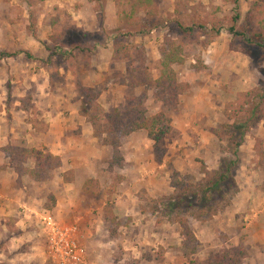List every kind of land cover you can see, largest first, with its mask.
<instances>
[{
  "label": "crops",
  "instance_id": "1",
  "mask_svg": "<svg viewBox=\"0 0 264 264\" xmlns=\"http://www.w3.org/2000/svg\"><path fill=\"white\" fill-rule=\"evenodd\" d=\"M120 1L124 0H45L42 5L39 4L41 7L38 5L33 10V16L30 14L28 4L23 2L21 14L24 26L17 25V27L15 25L8 26L5 30L0 29V49L19 52L17 56L3 59L0 62V244L6 245V248L0 249V264H22L18 262L22 260L24 264H30V262L26 263L27 259L33 258L35 261L34 257L36 256L39 257V261L43 260L45 263L46 250H48L45 243L42 244V252L40 247H36L35 244L32 246L35 251L30 253L23 254L15 249V246L20 245L18 242L22 239L26 240L27 237L25 234L26 223L18 214L19 206L22 203L26 204V201L29 202L27 203L29 205L30 201L35 199L38 204H41L44 199V197L39 198L40 194L38 198L29 196L30 192L32 194L40 190L42 185L27 175H20L3 150L11 142L18 140H24L29 146L44 148L61 158L62 166L53 171L52 179L46 183L52 186L51 191L56 197L57 205L52 210L62 221L72 219V217H76L75 221H80L79 233L81 235L79 237L81 236L80 238L87 244V264H130L131 262L128 260L131 259V253H126L129 259L127 256L117 255L118 257H115L117 249H120L122 242L125 241L130 247L124 249H132L136 256L135 259H140L143 255V249H138V244L146 247L151 245V250L154 249L152 250L154 253L157 252L159 246L166 250L164 264H188L187 259L179 251L183 237L179 233V243L176 244V237L172 233L173 229H177V227L170 224L157 225L156 216L149 214L145 206L140 207L139 204H142V201L134 199V202H138V207L133 205L135 210L129 211L130 207L125 203L132 200L127 197L131 191L124 192L125 198L117 195L115 202L112 203L114 214L117 221H120L122 216L132 217L128 226L139 227L140 231L144 232L143 240L137 239L134 235H128L130 232L129 230L123 231V225L119 232L125 236L120 235L119 238L112 236L104 219V210L106 211V207L109 205L107 191L104 189V179L109 178L112 182L111 178L116 177L113 174L117 167L122 172L120 178H125V180H130V176H135L130 174L133 171L139 173L136 178L139 183H143L146 176L150 175L153 184L161 183L162 180L165 183V177L157 172L160 166L155 164L154 155L147 151L149 146H146V152H144L140 143L135 144L137 146L135 152L130 156L123 152L125 159L123 167L115 166L111 171L108 168L110 157H106L104 146L94 135L92 124L82 114L83 97L78 90L79 85L82 88L100 89L98 101L107 110L124 104L128 97L137 96L140 91L144 92L143 86H132L131 80L127 78L129 71L127 61L124 60V63L121 64L120 57L115 56L116 46L113 35L116 29L125 24L119 16V11L122 9V5L118 6ZM164 2L167 3V8H164L165 3L161 2V20H168L176 11L175 0H165ZM54 19L55 27L53 26ZM30 22L33 23L31 27L27 25ZM168 28L161 27L150 36H136L135 38H140L142 42L150 40L151 42L144 43V46L157 51L161 44L158 45L154 41L155 36L163 40L161 35ZM54 35H57V43L52 40ZM231 37L228 32L223 31L204 50L206 64L212 67L209 75L217 80H213V82H218L219 87L226 86V90L239 84L240 79H243L248 71L250 63L246 55L231 49ZM130 42L131 40L127 39L124 41L128 48H132ZM63 48L73 51V56L70 60H64L60 65L57 64L55 70L58 74L52 80L47 69L50 64V54L60 52ZM127 57V60H130V54ZM160 58L159 53L157 59ZM204 72L195 73L187 70L183 73L184 81L198 84L202 78L200 75L205 74ZM118 76L121 77V82H119ZM124 79L126 80L124 81ZM8 83L12 84L11 91L8 89ZM199 90L204 89L200 88ZM196 97L198 99L192 102L193 105L187 102L181 111L185 115L184 121L188 116L187 122L176 124L175 121L174 131L192 129L196 124L193 120L194 113L199 115L198 109H202V107L205 109L204 111L207 108L210 109L212 98L206 90L200 91ZM30 98H32L30 105L34 106L28 109L24 107V101ZM152 104H154L152 108L155 109L152 114L155 115L161 111L162 105L154 101ZM36 108L41 111V114L38 115L39 119L44 118V128H41L38 120L35 119L34 110ZM186 108L188 109L184 111ZM220 111L218 110V120L221 118ZM207 127L208 124L200 126L202 130H206ZM190 144L192 143H187L185 139L181 140V145ZM181 145L179 144V146ZM202 145L204 147L206 143ZM254 146V139L248 137L241 147V152L244 153L242 159L249 164L253 163L255 156ZM106 158L109 159L108 162L104 161ZM182 158L183 160L189 159V157ZM146 162H150L148 168ZM67 173H69V180L66 181ZM261 173H263L262 169H253L251 172L243 173L244 179L239 180V199L236 198L233 206L225 213L224 221L228 224L223 228L231 240H237L238 244L240 222L245 211L262 208L258 210L256 217L254 216L252 227L248 231L249 241L244 242L248 251L247 259L252 257L256 261L255 264H264V260L260 261L264 258V189H262L264 178ZM89 179H93L98 186L96 192L90 194L93 196L91 197L93 198L92 204L87 205L88 207L84 209V202H78L76 196L78 191L86 188L85 183ZM170 188L173 189V187ZM125 208L128 211L125 212ZM240 214L242 216L238 219ZM8 216L12 217L9 219ZM9 224L17 225L23 234L9 236ZM193 226L196 234L199 230V236H197L203 244L202 234L210 231L202 226ZM234 227L236 232L233 230ZM163 231L166 235H162ZM205 236L208 241L204 240L208 243L213 241L211 235ZM120 239L125 241L119 242ZM175 249L178 250L176 254L179 256L173 255ZM21 255L28 258L21 257Z\"/></svg>",
  "mask_w": 264,
  "mask_h": 264
},
{
  "label": "trees",
  "instance_id": "2",
  "mask_svg": "<svg viewBox=\"0 0 264 264\" xmlns=\"http://www.w3.org/2000/svg\"><path fill=\"white\" fill-rule=\"evenodd\" d=\"M33 10L37 0H22ZM224 3L234 4L231 19L220 17L221 7L213 8L212 18L207 20L205 13L198 12L197 16L188 15L185 9L189 6L178 2L179 8L168 20L160 19L159 0H124L118 2L121 7L119 16L125 22L114 33L116 50L128 49L124 43L127 39L136 36H146L152 34L161 27L168 26L170 32L180 33L177 37H166L160 47L161 59L159 69L160 77L155 80L147 67L143 78L138 77L137 63H132L133 71L127 77L131 80L132 86H142L148 84L156 87V99L161 100L168 110H175L179 105V97L183 85L177 81V73L173 65L183 64L187 57L197 56L199 50L198 42L204 39V44L209 45L214 42L221 33L226 30L233 40L240 39L246 46L245 52L254 55L255 51H262L260 59L264 58V11L261 9L262 2H255L248 12V20L243 28L239 27L242 15L239 9L240 0H223ZM123 2V3H122ZM191 11L190 9L188 10ZM187 14V15H186ZM191 17L187 20L185 17ZM189 21V23H188ZM55 19L53 26L55 27ZM172 23V28L170 24ZM60 35V34H59ZM172 35V34H171ZM61 36V35H60ZM52 40L57 43V35L52 36ZM19 52H9L0 49V62L3 59L17 56ZM73 51L64 50L50 55L49 66L47 67L52 80L58 74L57 64L64 60H70ZM128 56V55H127ZM263 64V62H262ZM202 69L207 67L202 65ZM194 68H201L194 66ZM56 72V73H55ZM264 73V69L262 70ZM82 114L92 124L94 135L99 138L104 147L113 149V158L109 161L111 167L124 166V156L121 151L122 139L139 131H146L149 139L154 141V160L157 165L162 166L168 155L166 136L173 130L172 118L162 111L155 115H148L145 108V100L141 97L130 96L126 104L105 109L99 102L100 93L93 88H83ZM29 105L25 108H31ZM36 110V109H35ZM34 110V111H35ZM227 121L212 128L211 133L218 138L221 143L223 156L220 160V168L214 173L206 172L205 177L194 182V177L184 175L179 171L173 162H168L166 169L170 172L171 186L174 194L167 198H162L160 210L166 214L167 219L172 223L180 224L184 237L181 250L186 257H191L198 252L200 241L193 229L189 225V216H184L183 211L191 212V216L202 217L209 214L212 203L217 197L224 198L225 188H230L235 183L236 171L240 168L241 147L246 136L254 130L264 120V81L258 88L242 92L238 97V103L225 112ZM227 142V143H226ZM226 143V145H224ZM261 149L258 152L256 147V157L254 162L264 166V142H259ZM12 165L20 175H27L37 182H47L52 179L54 170L62 166L59 156L44 148L29 146L24 140L11 142L3 148ZM69 180V173L65 175ZM86 188L96 192V182L89 179L85 183ZM54 199V198H53ZM232 204L231 200L221 206V211ZM55 205V199L47 208ZM153 211H158L156 205L152 206ZM109 206L106 207L108 212ZM218 213V210H215ZM214 213H211V215ZM216 235L222 236L220 230H216ZM226 237V235H223ZM223 237V238H225ZM246 251L238 248L215 252L209 259L208 264H241Z\"/></svg>",
  "mask_w": 264,
  "mask_h": 264
},
{
  "label": "rangeland",
  "instance_id": "3",
  "mask_svg": "<svg viewBox=\"0 0 264 264\" xmlns=\"http://www.w3.org/2000/svg\"><path fill=\"white\" fill-rule=\"evenodd\" d=\"M45 0H37L38 3L37 5L35 4L34 6V10L37 8V6L39 4L42 5V2L44 3ZM165 0H159V10H160V4L161 2L165 3L163 6L164 8H167V3L164 2ZM182 2V4L184 3L185 5L189 6L188 9H185L186 13L188 15H193V16H197L198 12L201 11L202 13L206 14V18L207 20L212 18V13H213V8L215 7H221V11L219 12V16L220 17H225L226 19H231V16L233 15V10H234V4L232 2H227L224 3L223 0H175V9L179 8L178 6V2ZM258 0H240L239 1V9L242 15V19L239 22V27L243 28V26L246 24V22L248 20H252V18L248 19V12L250 11V8L252 7V5L257 2ZM262 2V7L261 9L264 11V0H261ZM14 3V4H12ZM19 3V4H18ZM22 0H15V2H13V0H0V29L5 30L8 26L12 27V26H24V24L22 25L23 22V18H22V7L24 6V3ZM41 5H39V7H41ZM26 6V5H25ZM169 8V7H168ZM170 9V8H169ZM191 10L190 12L188 10ZM174 13V12H173ZM172 13V14H173ZM171 14V15H172ZM186 14V15H187ZM169 15V16H171ZM185 17L187 20H189V18L191 19V17ZM171 18V17H170ZM160 19H161V12H160ZM33 21V20H32ZM24 23V22H23ZM189 23V21H188ZM30 24V25H29ZM33 23H27V25L29 27H31ZM33 26V25H32ZM18 27V26H17ZM170 27L172 28V23L170 24ZM168 27H164V29H167ZM159 30V29H158ZM170 28H168V30L164 31L163 34L161 35L162 38H164L163 40H161V38H158L157 36H155L154 41L159 45V49H157V51L159 50V52L154 50H150L148 48H146L144 46V43H150L151 41L148 40L146 42H142L140 38H135L133 37V39H129V41L131 40V47H129L128 49H119L116 50L115 52V56H119L120 57V62L121 64L124 63V60L127 61V68H128V75L127 77L132 73L133 71V67L131 66L132 63L134 61H136L137 63V72L138 77L143 78L145 75V67L148 68L151 76L157 80L160 75H161V71L159 69V63H160V59H157L158 54L160 53L161 55V51H160V47L162 46V44L164 43L166 37L171 36V37H177L178 35H180V33H174V32H170L169 31ZM31 31L33 32V29H31ZM157 31V30H156ZM31 32V33H32ZM224 32L227 33L226 30H224ZM172 34V35H171ZM229 34V33H228ZM151 34H149L150 36ZM114 38V35H113ZM231 49L234 51H239L241 53H243L244 55H246L250 61L249 63V67H248V71L246 72V74L243 76V79H240L239 84L233 88H229L228 90H226L227 88H225L226 86H218V82H213V80H216L212 75H209V73L212 70V67H210L209 65L206 64L207 59L205 58V53L204 50H206L208 48V46L210 45H205L204 44V39L201 38V40H199L198 42V47L199 50L197 51V56H189L186 58V60L184 61L183 64L180 65H173L176 73H177V81L183 85V89H181V94L179 97V105L178 108L175 110H168L167 107L164 105V103L161 100L156 99V87L155 86H149L148 84H143L142 86L144 87V92L140 91L137 95V97H141L142 99L145 100V108L148 111V115H154L152 114L153 111H155L154 108H152L154 106V104H152V101H154L155 103L162 105L161 106V111H165L171 118H172V127H174V122L176 121L177 123L183 124V122H187V118L185 119V121L183 120V117L185 116L184 114H182L181 111H183L182 109L184 108V105L187 102H190L191 105L192 102L195 100H197L198 98L196 96H198V94L200 93V91L204 92L205 90L211 95L212 98V104L210 105V109L207 108L206 111H204L205 109L199 108L198 110L200 111L199 115H196L194 113L193 115V120L196 123L195 127L193 126L192 129L186 128L184 131H179L175 130L174 128L173 130L166 136V145H167V149H168V155L165 158V163L160 166V169L157 170L158 173H161L160 175L162 177H165V183L164 180H162L163 182L161 183H154L153 184V179L152 176H146V180L143 181V183H139L136 178L139 176V173L137 172H133L131 171V175H135L134 177L130 176V180L125 178H120V175H122L120 169L117 167L116 172L113 174L114 178L112 179V182L110 181L109 178H105L104 179V189L107 191V196H108V206H109V210L108 212H106L104 210V219L107 222V229L109 230L110 234L116 238H119L120 235H123V233L119 232L120 228L123 225V231H128L130 232V234L128 235H134L135 237H137V239H140L141 241L143 240V234L144 232L141 230L139 227H132V226H128V224L131 222L132 217H127V216H122L123 218H120V221H117L116 216L114 214V206H113V202H115V199L117 198V195L119 194L120 197H124V192L126 191H131L130 193H128V198H131L132 200H128V203L125 205L130 207L129 211H134V206L138 207V202H134L135 200L138 201H142V204H139L141 208H143L145 206L146 210L149 212V214L156 216V220H157V225H162V224H170V225H174L177 227V229H173L172 233L174 234V237H176V244L179 243V233L180 235L183 237L182 235V228L180 226V224L178 223H172L170 222L167 217L166 214H163L162 211L160 210V205L158 204L159 202H161L162 198H167L170 195L172 196L174 194V189L170 188L171 186V177H170V172L166 169L167 163L168 162H173L176 166V168L181 171L184 175H191L194 177V182L195 181H199L201 179H203L205 177L206 172H210V173H214L215 171H218L220 168V160L221 157L223 156L222 154V149H221V143L218 141V138L215 137L212 133L211 130L212 128H217L218 125L220 124H224L227 121V118L225 116V112L228 108H232V106L236 103H238V97L242 92H247L253 89H256L259 87L260 83L262 81H264V73H262V70L264 69V58H261L262 55V51H255L254 55H249L247 52H245V48L246 46L242 43V41L240 39H236L233 40V37H231ZM160 39V41H159ZM13 42V40H12ZM142 44V46H141ZM158 48V47H157ZM130 54V60H127V55ZM51 55V54H50ZM123 60V61H122ZM205 61V62H204ZM263 62V64H262ZM202 65L206 66V69H202ZM194 66H198L201 68H194ZM188 72H201V71H205V74L200 75L201 80L198 82V84H192L191 82H185L184 81V75L183 73L185 71ZM129 79V78H128ZM118 80L119 82H121V77L119 78L118 76ZM126 79H124L125 81ZM130 80V79H129ZM217 81V80H216ZM208 85V86H207ZM80 87L78 88V90L80 91L81 95H82V86L79 85ZM89 88V87H87ZM200 88H203L204 90H199ZM250 88V89H249ZM8 89L9 91L12 90V84L8 83ZM95 91L100 93V89H95ZM83 97V95H82ZM32 98L30 99H26V101H24V106L28 107L31 104ZM99 102V101H98ZM127 102V99H126ZM126 102L124 104H126ZM100 103V102H99ZM102 105V104H101ZM123 105V104H121ZM150 107V108H148ZM152 108V109H151ZM188 108H186L184 111H186ZM218 110L220 111V115L221 118H219L218 120ZM159 112V113H160ZM35 113V119L38 120L39 125L41 128H44V118H42L41 120L39 119L38 115L41 114V111L36 108V110L34 111ZM158 114V113H157ZM189 115L192 116L191 113H189ZM201 123V124H200ZM186 124V123H185ZM202 126L203 124L207 125L208 127L205 130H202V128H200V126ZM183 132V133H182ZM251 138L252 140L254 139L255 141V146H254V152L255 154L261 149V144L259 142H264V120H262V122L254 129L252 130L250 133L247 134L246 139L247 138ZM205 138V140H204ZM185 139V141L188 143H192L190 145L184 146L181 145V140ZM201 139V140H200ZM245 139V141H246ZM122 147H121V151L122 154L123 152L125 154H127L128 156H130L131 154H133L135 152V148L137 146H135V144H142L143 148H144V152H146V146L148 145V152L152 153L154 155V141H152L151 139L148 138L146 131H139L137 133H133L128 137H124L122 140ZM205 141V142H204ZM149 143V144H148ZM177 143V144H176ZM206 143V146L202 147V144ZM227 143V142H226ZM226 143H224V145H226ZM245 143V142H244ZM179 144L181 146H179ZM199 144V145H197ZM176 145V146H175ZM256 147L259 148L258 152L256 151ZM104 151L106 154V157H110V160L113 158V149L109 148V147H104ZM242 154L244 155V153H240V168L236 171V175H235V183L232 187L230 188H225L224 192L226 193V196L224 198H218L215 199L213 201V203L211 204V210L209 212V214H205L202 217H197V216H191V212H186L183 211V215L184 216H189V225L191 226V228L193 229L194 233L195 232V228L193 225H196V227L202 226L203 228H205L206 230H209L210 232H206L203 235V244H201V240L200 241V247L198 249V252L196 254H194L191 257H186L185 254L182 252L181 250V246L184 240H182V243L180 245V249L179 251L182 253V256L184 258L187 259V263L188 264H208L209 259L212 257L213 253L215 252H220V251H225V250H229V249H234V248H238V249H244L246 251V255H244V257L242 258V263L241 264H255V259H253L252 257H249V259H247L248 257V251L246 249V246L244 245L245 241H249L250 239V234H249V229L252 227L253 221H254V216L258 213L259 208L257 210H248L245 211V213L243 214V218L241 219L240 222V233H239V237H240V241L237 244V240H231V237L227 234V232L223 229L224 225L228 224L225 220V213L228 212L230 210V207L233 206V202L234 200L239 199L238 194L240 193V184H239V180H243V173L244 172H251L253 171V169H262L263 173L262 177L264 178V166L257 164L256 162H254V159L256 157V155L253 158V163L249 164L248 162H245L242 158ZM189 155V156H188ZM247 155V154H246ZM182 157H189V159H185L183 160ZM180 159V160H179ZM105 162H108L109 159L106 158L104 160ZM156 164V162H155ZM150 165V162H146V166L148 168V166ZM157 165V164H156ZM246 165V166H245ZM108 168L112 171L114 169V167H111L110 164L108 166ZM118 172V173H117ZM119 175V178H118ZM32 179V178H31ZM33 180V179H32ZM151 181V183H149ZM37 182V181H35ZM49 182V181H47ZM47 182H38L40 183V185H42V188H39L40 190H38L37 192H33L31 194H29V196L31 197H37L39 195V198L44 197L43 199V203L38 204V201H36V199L34 201H30V204L28 205L27 203H29L28 201H26L27 203L24 204L22 203L21 206H19L18 208V214H20L21 218L23 219V221L26 223L25 226V234H27L26 240L22 239L20 242V245L15 246V249L19 251H21L23 254L26 253H30L35 251V249L32 247L34 244L36 245V247H40L41 252H42V244L45 243V245L47 244V240H46V235H45V231L43 229L42 224L40 223L41 218L39 213L42 211H48L51 214H53L55 216V218L57 219L58 222L63 223V224H67V225H78L79 226V232H80V221H75L76 217H72L69 219H65V220H61L59 218L58 215H56V213L53 212V208L56 207L57 203H56V197L54 196L53 192L51 191V187L50 185L46 184ZM264 181L262 182V189H264ZM159 184V187H158ZM108 186V187H107ZM158 187V188H157ZM150 190V192H149ZM81 191V193H80ZM77 193L76 199L79 202H84L83 208H87L89 206V204H92L91 201L93 198L91 194V192H93L91 189H83L80 190ZM123 193V194H121ZM30 198V197H29ZM55 199V205L52 208H47L46 206L48 204H52V202H54ZM122 198V199H124ZM121 199V200H122ZM231 200L232 204L229 207H226L223 211H221V206L223 205V203L225 204L226 201ZM123 201V200H122ZM99 202V201H98ZM88 205V206H87ZM156 205L158 207V211H153L152 206ZM215 210H218V213H215ZM128 211L125 208V212ZM85 213V212H84ZM211 213H214L211 215ZM73 216V215H72ZM241 214L238 217V219L241 218ZM3 217H6L3 215ZM9 219L12 216H8ZM218 217V218H216ZM256 217V216H255ZM16 219V218H15ZM126 225H127V229H126ZM216 230H220L221 233L225 236H218L216 235ZM234 232H236V228H233ZM20 231V232H19ZM199 230L197 231L198 234ZM16 234V235H14ZM23 233H21V230L17 228V225H11L9 224V229H8V235L9 236H18V235H22ZM79 235H81L80 233H78V238L79 240L84 244L85 242L79 237ZM162 235H166L163 231ZM205 235H211L213 237V241L211 242H207L208 238ZM125 236V235H123ZM197 236V237H198ZM22 237V236H21ZM225 237V238H223ZM174 239V238H173ZM204 239H207V241H205ZM32 240V241H29ZM119 242L121 241H125V240H118ZM128 241H132V240H128ZM127 241L122 242V247L120 249H117V254L115 255V257L117 258L118 256L124 257L127 256L126 253L130 254V261L128 260V262H131L130 264H156L157 262L159 264H164V258H165V252L166 250H164L163 247L159 246V249L157 250L156 253H154L151 250V245L150 246H140V244H138V249L142 250V258L140 259H135L136 256L134 254V252H132V249L130 250H125L124 248H128L130 246H127L126 244ZM84 245L87 246V244L85 243ZM118 246H120L118 244ZM155 247V246H154ZM6 248V245L4 243L0 244V249H4ZM46 250V249H45ZM175 254L173 252V255L179 256L178 254H176V252H178V250H174ZM38 253V252H37ZM118 255V256H117ZM196 256V257H195ZM21 257H26L27 256H22ZM38 256L34 257L35 261H33V258H28L26 263L30 264H54L52 258L50 257L48 250H46V262L44 263L43 260L39 261V257ZM128 258V256H127ZM252 258V259H251ZM30 259V260H29ZM129 259V258H128ZM179 259H182V257H179ZM178 260V259H176ZM264 260V258H262L260 261ZM21 262L22 264H24L23 260L22 261H18ZM156 262V263H155Z\"/></svg>",
  "mask_w": 264,
  "mask_h": 264
},
{
  "label": "built area",
  "instance_id": "4",
  "mask_svg": "<svg viewBox=\"0 0 264 264\" xmlns=\"http://www.w3.org/2000/svg\"><path fill=\"white\" fill-rule=\"evenodd\" d=\"M39 215L54 264H87L88 248L78 238L79 226L62 224L48 211Z\"/></svg>",
  "mask_w": 264,
  "mask_h": 264
}]
</instances>
